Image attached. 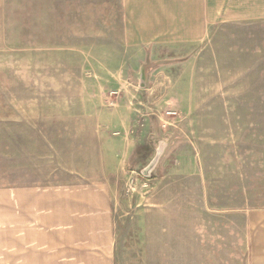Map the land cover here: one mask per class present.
<instances>
[{"label":"rangeland","instance_id":"374dc122","mask_svg":"<svg viewBox=\"0 0 264 264\" xmlns=\"http://www.w3.org/2000/svg\"><path fill=\"white\" fill-rule=\"evenodd\" d=\"M123 17L0 0V194L102 181L115 264H264V21L140 46Z\"/></svg>","mask_w":264,"mask_h":264},{"label":"crops","instance_id":"0c3cea01","mask_svg":"<svg viewBox=\"0 0 264 264\" xmlns=\"http://www.w3.org/2000/svg\"><path fill=\"white\" fill-rule=\"evenodd\" d=\"M128 43L191 46L219 22L264 21V0H122ZM0 264H115L104 182L2 187Z\"/></svg>","mask_w":264,"mask_h":264},{"label":"water","instance_id":"95a60500","mask_svg":"<svg viewBox=\"0 0 264 264\" xmlns=\"http://www.w3.org/2000/svg\"><path fill=\"white\" fill-rule=\"evenodd\" d=\"M144 74H142V72L140 73V85H143L144 83ZM158 157V153L151 159V161L148 163L147 166H145L144 168H142L140 170V173H142V175L146 176V177H149L150 175V171L152 169V167L154 166V164L156 163V159Z\"/></svg>","mask_w":264,"mask_h":264}]
</instances>
